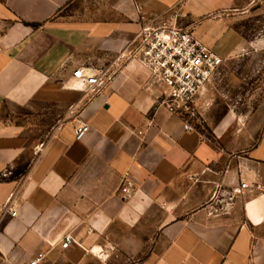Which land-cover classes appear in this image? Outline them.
Segmentation results:
<instances>
[{
  "label": "crops",
  "instance_id": "crops-1",
  "mask_svg": "<svg viewBox=\"0 0 264 264\" xmlns=\"http://www.w3.org/2000/svg\"><path fill=\"white\" fill-rule=\"evenodd\" d=\"M244 5L0 0V264H264V193L232 195L240 180L264 187V100L202 119L204 131L169 113L163 87L122 56L146 20L177 9L229 59L242 39L238 17L222 15ZM77 68L102 82L79 89ZM77 119L89 126L81 139Z\"/></svg>",
  "mask_w": 264,
  "mask_h": 264
},
{
  "label": "built area",
  "instance_id": "built-area-1",
  "mask_svg": "<svg viewBox=\"0 0 264 264\" xmlns=\"http://www.w3.org/2000/svg\"><path fill=\"white\" fill-rule=\"evenodd\" d=\"M182 1L177 0L178 3ZM165 13L167 14L164 18L162 15H154L146 20L135 35L130 52L122 56L139 61L149 72L148 83L163 87L160 103L169 113L187 119L193 116L197 94L210 82L223 64V59L196 39L190 28L179 25L180 13L177 9H169ZM73 77L79 83L78 88L85 91L102 82L101 76L92 77L80 68L73 71ZM184 128L192 130V126L187 122L184 123ZM88 130V123L82 119L76 120L74 126L76 139H81ZM251 189L264 193L263 186L240 180L233 187L232 195L241 196ZM119 191L122 200L132 197L135 192L132 181L124 178ZM4 211L10 216L16 215L11 202L5 204ZM71 243V236L65 235L61 247L65 249ZM41 260L42 254H38L27 264H38Z\"/></svg>",
  "mask_w": 264,
  "mask_h": 264
},
{
  "label": "rangeland",
  "instance_id": "rangeland-1",
  "mask_svg": "<svg viewBox=\"0 0 264 264\" xmlns=\"http://www.w3.org/2000/svg\"><path fill=\"white\" fill-rule=\"evenodd\" d=\"M227 14L238 17L235 28L242 43L232 48L235 55L223 60L203 90L202 106L198 110L195 103L193 116L188 118L204 131L202 119L245 116L264 100V0H245L244 6L222 17Z\"/></svg>",
  "mask_w": 264,
  "mask_h": 264
}]
</instances>
